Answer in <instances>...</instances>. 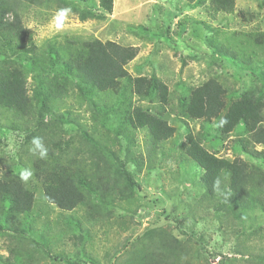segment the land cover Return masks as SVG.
<instances>
[{
	"label": "trees",
	"instance_id": "16d2710c",
	"mask_svg": "<svg viewBox=\"0 0 264 264\" xmlns=\"http://www.w3.org/2000/svg\"><path fill=\"white\" fill-rule=\"evenodd\" d=\"M113 2L27 0L25 6L47 8L49 5L52 8L56 4L59 10L67 9L80 21H85L94 17L104 19L112 13ZM184 2L187 7L207 9L213 17L232 14L236 9V0ZM93 4L99 8V13L90 9ZM7 8H11L7 0H0V108L12 113L22 123L10 121L2 129L25 131L24 138L18 142L22 148L30 145L34 137L49 142L43 135L47 133H53L59 143L61 137L58 133L74 129L90 146L102 149L113 158L109 160L113 169L132 192L137 184L133 182L128 164L139 170L149 163L148 158L152 160L156 149L175 135L177 128L168 121L170 113L175 112L176 118L183 117L199 125V129L193 132L184 121L187 131L177 147L180 159L174 155L179 166L190 162L202 170L200 179L204 191L201 196H196L193 206L207 213L209 208L214 209L219 224L223 225L225 221L226 228L234 233L236 240L239 231L233 226L235 219H243L249 211L264 214V30L222 33V40L233 39L232 42L243 48H252L248 62L241 69L263 84L262 87L252 84L250 88L235 90L217 71L209 69L211 62H208L207 77L196 84L185 83L182 79L177 82L166 75L164 78L168 68L162 63L159 67L162 75L152 72L133 76L126 66L135 58L138 48L121 45L114 40L67 35L61 42L50 41L45 47L38 48L26 41L31 36L20 14ZM8 11L13 12L11 22L2 20ZM207 45L214 46L212 41H207ZM257 49L263 52V56L257 55ZM211 50V58H215L218 66L226 68L222 56L227 51L221 46ZM188 56L191 55L188 53ZM249 59L259 62V74L253 73ZM227 71L231 78H240L241 73L234 75ZM173 90H179L175 107L170 106ZM69 97H73L74 102L68 103ZM133 97L139 102L136 105ZM111 98L114 102L106 101ZM75 104L91 107L92 119L98 115L100 125L108 124L111 128L117 125L116 132L120 129L122 133L121 128L145 130L150 142L144 157L136 156L130 147L115 151L97 141L73 118L76 115ZM115 121L118 123L114 125ZM231 135L234 136L228 148L232 158L218 155L217 145L221 146ZM52 153L49 151L47 155ZM54 160L37 158L24 162L21 157L17 161L10 158L6 162L7 167L0 168V231L8 234L13 242L9 255L11 260L5 257L2 264H18L20 260L23 264H35L42 258L45 243L34 227L37 218L34 205L38 199L61 212L82 208L87 214L86 219L93 222L108 219L109 212L102 214L100 211L105 204L106 207L113 204L114 189L110 187V197L104 173L95 174V171L87 172L69 165L65 168L58 162L54 164ZM23 169L32 172L26 182L20 179ZM64 220L66 224L71 225L72 222L73 226L81 229L79 221ZM154 226L157 225L146 227L139 237L148 236L157 244L155 248L141 251L135 262L128 261L127 264H180L182 256L189 253L185 250L188 246L181 244V239L173 231L157 232ZM233 245L244 255L247 246L243 242L236 241ZM261 252L263 254L258 257L263 261L264 250ZM44 254L49 256L50 252L46 249ZM60 256L65 259V254ZM212 264L226 263L221 258Z\"/></svg>",
	"mask_w": 264,
	"mask_h": 264
},
{
	"label": "rangeland",
	"instance_id": "374dc122",
	"mask_svg": "<svg viewBox=\"0 0 264 264\" xmlns=\"http://www.w3.org/2000/svg\"><path fill=\"white\" fill-rule=\"evenodd\" d=\"M26 2L27 0H7V5L11 7L7 9H13L20 14L24 27L31 36V39L26 41L38 48L45 47L50 41L61 42L67 35L84 38L94 36L138 48L136 57L126 66L133 76L152 72L162 75L159 71L162 63L168 68L164 78L166 75L177 82L182 79L185 83L196 84L207 77L208 62H211L209 69L217 71L226 79L227 85L235 90L250 88L252 84L262 87L264 84L255 81L250 73H243L241 69L248 62L247 57L252 48H243L239 43L232 42L233 39L222 40V33L226 34L231 30H264V0H236V9L232 14H216L214 17L207 9L185 6L183 0H114L112 13L107 14L104 19L94 17L80 21L78 16L68 11L62 18L60 28L56 27L58 21L55 18L59 6L55 4L51 8L48 5L46 8L40 5L37 8L25 6ZM93 2L97 4V0ZM94 4L90 9L99 13V8ZM12 18L13 12L8 11L2 20L11 22ZM207 41H212L213 47L221 46L227 51V54L222 56V61L232 74L241 73L240 78H231L224 65L220 67L216 64L215 58L210 56L213 47L207 45ZM256 52L259 57L263 56L261 50L257 49ZM188 53L191 56H188ZM249 61L253 73L259 74V62L254 59ZM178 93L179 90H173L170 106H176ZM133 100L135 105L139 103L136 97H133ZM106 101L114 102V98ZM67 102H74L73 97H69ZM74 108L75 121L107 148L122 151L130 147L136 156L144 157L150 142L145 130L127 127L129 130L121 128L122 133L119 132L120 129L116 132L114 129L117 125L114 128L108 124L100 125L98 115L96 119H92L91 107H78L75 104ZM175 115V112H171L168 121L177 128V132L159 147L161 149L157 147L152 160L147 157L149 163H145L139 170L128 164L127 168L132 170L133 182L137 184L132 192L127 188L125 180L113 169L109 161L113 158L106 155L102 149L90 146L76 130L58 133L61 137L59 143L53 133L43 134L49 141L43 140L44 146L48 152H53L46 158H55L54 164L58 162L65 168V165H69L74 169L95 171V174L103 172L110 197L113 194L114 201L111 206L106 207L105 204V208L100 211L102 214L109 212L108 219L93 222L86 219L87 214L82 208L61 212L57 208L44 205L38 199L34 205L37 214L34 227L41 233L45 250L41 254L42 258L35 264L135 262L141 251L150 250L157 245L148 236L139 237L146 227L152 225H157L154 226L157 227V232L173 231L181 239V244L188 246L185 250L189 253L182 256L180 264H212L221 258L226 264H264V259L261 261V257H258L263 254L261 250H264V214L249 211L243 219H235L233 226L239 231V238L236 240L234 233L226 228L225 221L222 222L223 225L219 224L214 209L209 208L207 213L193 206L196 196H201L204 191L200 179L202 170L190 162L179 166L174 155L179 158L178 142L183 140L187 131L184 121L193 132L199 129V125L183 117L176 118ZM10 121L22 123V120L16 119L12 113L0 108L2 169L7 167L6 162L10 158L17 161L21 157L24 162L38 158L31 151L32 143L24 148L18 143L24 138L25 131L20 133V130L18 132L2 129L11 123ZM113 123L115 125L118 122ZM68 126L70 127L65 125ZM232 136L234 135L226 138L221 146L217 145L218 155L232 158L228 148ZM110 187L114 189L112 194ZM66 218L73 222L79 221L81 229L73 226L72 222L71 225L66 224ZM185 238L190 240L186 241ZM236 241L247 246L244 255L236 251L237 248L233 245ZM12 244L8 234L0 231V264L5 257L11 255ZM46 249L50 252L49 256L44 254ZM60 254H65V259H61ZM9 259L11 260V257ZM20 261L18 264L23 262Z\"/></svg>",
	"mask_w": 264,
	"mask_h": 264
},
{
	"label": "clouds",
	"instance_id": "9594fccd",
	"mask_svg": "<svg viewBox=\"0 0 264 264\" xmlns=\"http://www.w3.org/2000/svg\"><path fill=\"white\" fill-rule=\"evenodd\" d=\"M67 12H68L67 9H60L56 13L55 18L58 21L56 24L57 28H60L62 26L61 24L62 18L67 14ZM32 145H33V148L31 149V151L33 152L34 155H37L38 158L40 159H45L47 157L48 149L44 146L42 138L34 137L32 139ZM31 175H32V172L30 169H23L20 172V179L26 182Z\"/></svg>",
	"mask_w": 264,
	"mask_h": 264
},
{
	"label": "crops",
	"instance_id": "0c3cea01",
	"mask_svg": "<svg viewBox=\"0 0 264 264\" xmlns=\"http://www.w3.org/2000/svg\"><path fill=\"white\" fill-rule=\"evenodd\" d=\"M184 1V0H183ZM176 7H178V5H177V3H176ZM181 28H182V26H181ZM136 57V56H135ZM132 61V60H131Z\"/></svg>",
	"mask_w": 264,
	"mask_h": 264
}]
</instances>
